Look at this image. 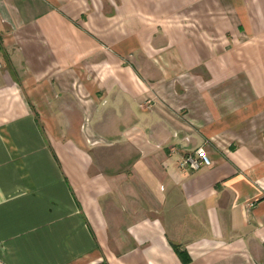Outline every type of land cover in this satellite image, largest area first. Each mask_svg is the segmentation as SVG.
<instances>
[{
	"label": "crops",
	"instance_id": "crops-1",
	"mask_svg": "<svg viewBox=\"0 0 264 264\" xmlns=\"http://www.w3.org/2000/svg\"><path fill=\"white\" fill-rule=\"evenodd\" d=\"M0 264H264V0H0Z\"/></svg>",
	"mask_w": 264,
	"mask_h": 264
},
{
	"label": "built area",
	"instance_id": "built-area-1",
	"mask_svg": "<svg viewBox=\"0 0 264 264\" xmlns=\"http://www.w3.org/2000/svg\"><path fill=\"white\" fill-rule=\"evenodd\" d=\"M212 160L204 149L187 155L183 160V166L192 170H198L203 166H211Z\"/></svg>",
	"mask_w": 264,
	"mask_h": 264
},
{
	"label": "rangeland",
	"instance_id": "rangeland-1",
	"mask_svg": "<svg viewBox=\"0 0 264 264\" xmlns=\"http://www.w3.org/2000/svg\"><path fill=\"white\" fill-rule=\"evenodd\" d=\"M17 81H19V80H17ZM57 162H58V160H57ZM59 163V162H58ZM59 165V164H58Z\"/></svg>",
	"mask_w": 264,
	"mask_h": 264
}]
</instances>
